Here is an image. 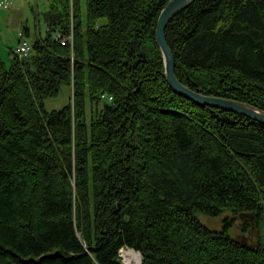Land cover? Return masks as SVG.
<instances>
[{
    "label": "trees",
    "instance_id": "obj_1",
    "mask_svg": "<svg viewBox=\"0 0 264 264\" xmlns=\"http://www.w3.org/2000/svg\"><path fill=\"white\" fill-rule=\"evenodd\" d=\"M169 1L50 0L31 54L0 56V264H264V124L170 87ZM165 34L183 84L264 109V0H195Z\"/></svg>",
    "mask_w": 264,
    "mask_h": 264
},
{
    "label": "rangeland",
    "instance_id": "obj_2",
    "mask_svg": "<svg viewBox=\"0 0 264 264\" xmlns=\"http://www.w3.org/2000/svg\"><path fill=\"white\" fill-rule=\"evenodd\" d=\"M85 2V0H84ZM50 0H11V4L6 8H0V56L5 65L9 67L12 63L13 52L19 46V42L29 41L30 43L37 38L47 35L48 25L45 22V12L49 9ZM85 12V10H84ZM71 21L70 29L74 27L73 9L70 10ZM102 19L100 22H105ZM75 32V31H74ZM73 60V56H71ZM109 101V100H108ZM68 102H71L74 106V89L73 86L62 85L59 94L56 97H49L44 101V107L47 111L60 110L64 108ZM89 101L86 104V110L88 109V119L90 117ZM203 222H206L211 228L218 229L221 225L219 218H203ZM236 232L242 233L244 231L241 228H236ZM132 248H123L120 251V257L124 263L128 264L123 258L124 250H130ZM138 252L141 257V261L138 264L143 263L142 253Z\"/></svg>",
    "mask_w": 264,
    "mask_h": 264
},
{
    "label": "water",
    "instance_id": "obj_3",
    "mask_svg": "<svg viewBox=\"0 0 264 264\" xmlns=\"http://www.w3.org/2000/svg\"><path fill=\"white\" fill-rule=\"evenodd\" d=\"M194 1L195 0H170L162 9L158 18L156 42L163 55L165 66L164 73L168 84L176 93L198 105L210 106L235 112L264 124V109L250 103L231 98L203 94L183 84L177 78L175 55L167 42L165 32L167 26L173 18L178 13L192 5Z\"/></svg>",
    "mask_w": 264,
    "mask_h": 264
},
{
    "label": "built area",
    "instance_id": "obj_4",
    "mask_svg": "<svg viewBox=\"0 0 264 264\" xmlns=\"http://www.w3.org/2000/svg\"><path fill=\"white\" fill-rule=\"evenodd\" d=\"M11 4V0H0V8H6ZM58 38L62 45H70L73 47L74 38H75V32L73 30V27H71V30L65 34V35H58ZM32 52V45L31 43L27 41L19 42V46L15 50V54L20 59L27 58ZM105 96V95H104ZM109 101L113 100V97L111 95L105 96Z\"/></svg>",
    "mask_w": 264,
    "mask_h": 264
},
{
    "label": "bare ground",
    "instance_id": "obj_5",
    "mask_svg": "<svg viewBox=\"0 0 264 264\" xmlns=\"http://www.w3.org/2000/svg\"><path fill=\"white\" fill-rule=\"evenodd\" d=\"M123 253L125 255V256H123V258L127 261L128 264L140 263L141 257H140V254L138 252H135L132 249H130V250H124ZM122 262H123V260H122ZM124 264H126V263H124Z\"/></svg>",
    "mask_w": 264,
    "mask_h": 264
}]
</instances>
